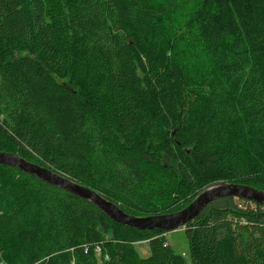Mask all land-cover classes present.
I'll return each mask as SVG.
<instances>
[{
    "label": "trees",
    "instance_id": "trees-1",
    "mask_svg": "<svg viewBox=\"0 0 264 264\" xmlns=\"http://www.w3.org/2000/svg\"><path fill=\"white\" fill-rule=\"evenodd\" d=\"M0 151L133 216L264 191V0H0ZM183 227L191 264H264L263 205L220 197ZM164 233L0 164V264H185Z\"/></svg>",
    "mask_w": 264,
    "mask_h": 264
},
{
    "label": "water",
    "instance_id": "water-1",
    "mask_svg": "<svg viewBox=\"0 0 264 264\" xmlns=\"http://www.w3.org/2000/svg\"><path fill=\"white\" fill-rule=\"evenodd\" d=\"M0 164L15 167L44 182L77 195L89 201L115 223L136 230H160L166 232L182 227L197 216L209 202L224 196L243 198L264 206L263 190L242 184L220 182L204 187L185 207L176 212L153 216H133L125 213L117 204L105 199L91 188L27 161L14 153L0 151Z\"/></svg>",
    "mask_w": 264,
    "mask_h": 264
},
{
    "label": "rangeland",
    "instance_id": "rangeland-1",
    "mask_svg": "<svg viewBox=\"0 0 264 264\" xmlns=\"http://www.w3.org/2000/svg\"><path fill=\"white\" fill-rule=\"evenodd\" d=\"M188 60L190 62L189 74L191 78L197 81L208 79L206 77L209 76L210 72L212 73V66L204 54L199 53L198 55L190 57ZM183 228L184 227L182 226L174 230L166 231L164 237L170 248L183 257L185 264H191L187 239ZM134 247L138 255L141 257H147L150 253L146 241L138 242Z\"/></svg>",
    "mask_w": 264,
    "mask_h": 264
}]
</instances>
